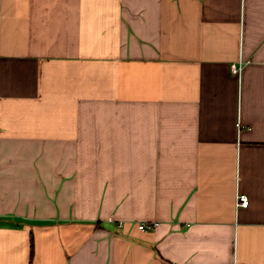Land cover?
I'll list each match as a JSON object with an SVG mask.
<instances>
[{
	"label": "crops",
	"instance_id": "crops-1",
	"mask_svg": "<svg viewBox=\"0 0 264 264\" xmlns=\"http://www.w3.org/2000/svg\"><path fill=\"white\" fill-rule=\"evenodd\" d=\"M0 264H264V0H0Z\"/></svg>",
	"mask_w": 264,
	"mask_h": 264
},
{
	"label": "built area",
	"instance_id": "built-area-1",
	"mask_svg": "<svg viewBox=\"0 0 264 264\" xmlns=\"http://www.w3.org/2000/svg\"><path fill=\"white\" fill-rule=\"evenodd\" d=\"M233 72H237L239 70V67L236 66V64H233L232 66ZM249 203V197L246 193H240L238 195V204L247 206ZM160 222L158 220H149V221H140L138 223V227L143 230H150L155 228Z\"/></svg>",
	"mask_w": 264,
	"mask_h": 264
}]
</instances>
